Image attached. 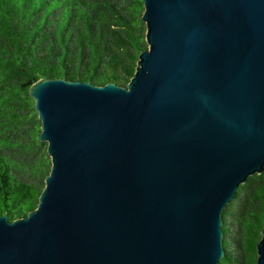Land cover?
Masks as SVG:
<instances>
[{
	"label": "water",
	"instance_id": "1",
	"mask_svg": "<svg viewBox=\"0 0 264 264\" xmlns=\"http://www.w3.org/2000/svg\"><path fill=\"white\" fill-rule=\"evenodd\" d=\"M143 5L147 47L127 85H30L51 169L35 208L0 214V264L225 255L224 210L264 171V0Z\"/></svg>",
	"mask_w": 264,
	"mask_h": 264
},
{
	"label": "trees",
	"instance_id": "2",
	"mask_svg": "<svg viewBox=\"0 0 264 264\" xmlns=\"http://www.w3.org/2000/svg\"><path fill=\"white\" fill-rule=\"evenodd\" d=\"M143 0H0V214L38 204L51 169L30 85L43 77L127 85L147 47ZM264 171L223 213L219 264H256Z\"/></svg>",
	"mask_w": 264,
	"mask_h": 264
}]
</instances>
